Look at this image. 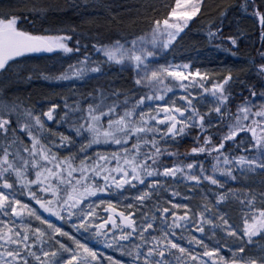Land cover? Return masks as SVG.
I'll use <instances>...</instances> for the list:
<instances>
[{
	"label": "snow or ice",
	"instance_id": "snow-or-ice-1",
	"mask_svg": "<svg viewBox=\"0 0 264 264\" xmlns=\"http://www.w3.org/2000/svg\"><path fill=\"white\" fill-rule=\"evenodd\" d=\"M165 7L161 16L149 6L156 14L138 35L93 43L103 60H93L87 44L82 52L80 39L71 43L75 27L29 31L19 14L0 10V264H264V190L228 187L264 173V86L230 69L156 63L203 15L205 0ZM217 7L223 17L230 5ZM240 7L259 18L264 36V0ZM208 36L238 43L211 22ZM41 52L79 54L59 74L41 72L44 79L84 81L118 64L134 71L133 87L65 96L62 108L52 102L37 112L8 94L13 81L33 76L20 68L26 54ZM259 59L253 66L264 77V51ZM42 117L66 131L54 132ZM193 133L181 153L177 145ZM179 184L199 189L204 203L177 201ZM233 202L238 223L225 208Z\"/></svg>",
	"mask_w": 264,
	"mask_h": 264
},
{
	"label": "trees",
	"instance_id": "trees-1",
	"mask_svg": "<svg viewBox=\"0 0 264 264\" xmlns=\"http://www.w3.org/2000/svg\"><path fill=\"white\" fill-rule=\"evenodd\" d=\"M172 2L173 0H0V10L19 14L21 27L29 31L54 34L59 30H71L75 27L77 35L73 36L71 43L74 45L75 40L80 39L82 52L83 45L87 44V50L93 57V43H108L128 36L129 33L138 35L147 29L151 17L156 14L149 6L154 7L162 16L167 10L165 6ZM242 3L243 0H205L203 15L185 31L177 43L179 50L174 57L198 60L201 67L227 64L235 68L233 72L239 74L241 80L255 85L259 90L264 86V77L258 75L253 61L261 62L259 52L264 51V36L261 35L259 18L252 14L251 9L240 7ZM221 4L230 5L223 17L219 15L220 8L217 7ZM209 22L220 28L223 37L235 35L237 45L233 46L225 40L221 46L220 37L210 39ZM58 55L65 59H77L79 54ZM55 56L57 54L40 59L46 61ZM48 81L51 83L53 80ZM236 91H240L239 84ZM244 95H248L247 90ZM239 101L238 96L235 103ZM194 134L177 145L181 153L193 146ZM200 158L203 159L202 156Z\"/></svg>",
	"mask_w": 264,
	"mask_h": 264
},
{
	"label": "rangeland",
	"instance_id": "rangeland-1",
	"mask_svg": "<svg viewBox=\"0 0 264 264\" xmlns=\"http://www.w3.org/2000/svg\"><path fill=\"white\" fill-rule=\"evenodd\" d=\"M185 33L182 34V37ZM262 37V36H261ZM181 38L178 39V42ZM177 42V43H178ZM179 50V47H176L171 50L168 55L164 59L157 58L156 63H184L191 62L194 68H200L201 70H209L215 73H220L225 70H234L231 66L227 64L201 67V64L198 60L195 59H186V58H175L174 54ZM93 60H103L102 54L94 53L92 57ZM76 59H65V57L61 55H57L50 60H41L40 58H31L25 57L20 64V68L22 69H31L33 70V76L30 80L23 79L20 81H13L12 86L9 90V98L19 97L21 101H27L31 103L37 112L46 111L50 106V103L55 102L61 105L62 108V98L65 96L79 97L81 93L86 94L89 91H93L94 89H104L105 91L111 92L116 89L128 90L133 87L134 80V71L129 66H121L118 64L107 65L105 68V72L102 74L92 73L91 78L80 81L74 80L72 82L69 81H57L53 80L51 83L44 79L40 74L41 72H47L51 74H59L60 71L64 70L69 63L75 62ZM46 81V82H45ZM72 84H75V89H73ZM176 98L179 99L180 96L184 94V90L179 89V91H175ZM169 95H172L169 93ZM210 104V100H209ZM204 110V109H202ZM59 111V109L57 110ZM45 119L47 126L53 131H66L67 126H61L53 121H47L46 117H42ZM264 181V173H258L254 176H250L247 178H241V181L238 182H230L228 187L239 188L242 187L244 183H249L252 185L254 189L257 191L264 190V184L261 182ZM181 189L182 195L181 197L175 198L177 201L182 200L184 197H189L190 203L193 207L204 203L199 189L192 188L189 190L184 186V184L177 185ZM192 193H196L195 196ZM26 200L29 198H25ZM34 207H38L35 205V202L32 201ZM226 210L233 217V219L238 223L240 220L241 212L239 209V205L236 202H233L229 205L225 206ZM47 217L48 214L44 213ZM54 221H56L55 217H52ZM60 223L66 231H71L73 234L75 233V229L72 228L71 224H64L63 222L56 221ZM194 231V230H193ZM264 244V241H261ZM97 247L100 248L101 252H105L106 255H112L116 259H127V257H122L120 252L114 251L113 249H107L103 247V245L97 244ZM200 251V249H196ZM255 250V249H254ZM225 255H231L227 249H222Z\"/></svg>",
	"mask_w": 264,
	"mask_h": 264
},
{
	"label": "water",
	"instance_id": "water-1",
	"mask_svg": "<svg viewBox=\"0 0 264 264\" xmlns=\"http://www.w3.org/2000/svg\"><path fill=\"white\" fill-rule=\"evenodd\" d=\"M26 55H31V56H34V57H50V56H53V55H55V54H53V53L41 52V53H30V54H26Z\"/></svg>",
	"mask_w": 264,
	"mask_h": 264
}]
</instances>
